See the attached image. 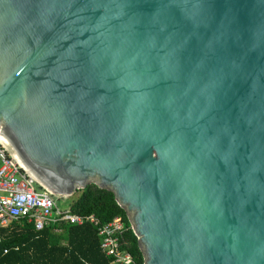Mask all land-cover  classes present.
Returning a JSON list of instances; mask_svg holds the SVG:
<instances>
[{
    "label": "water",
    "instance_id": "obj_1",
    "mask_svg": "<svg viewBox=\"0 0 264 264\" xmlns=\"http://www.w3.org/2000/svg\"><path fill=\"white\" fill-rule=\"evenodd\" d=\"M0 133L143 264H264V0H0Z\"/></svg>",
    "mask_w": 264,
    "mask_h": 264
},
{
    "label": "trees",
    "instance_id": "obj_2",
    "mask_svg": "<svg viewBox=\"0 0 264 264\" xmlns=\"http://www.w3.org/2000/svg\"><path fill=\"white\" fill-rule=\"evenodd\" d=\"M72 196L69 206L73 213L93 214L101 223L120 216L126 228L122 247L135 264H143L137 238L111 191L88 184ZM0 234V264H118L101 250L97 229L88 221L81 225L57 223L40 231L34 230L31 223L13 222L0 227Z\"/></svg>",
    "mask_w": 264,
    "mask_h": 264
},
{
    "label": "built area",
    "instance_id": "obj_3",
    "mask_svg": "<svg viewBox=\"0 0 264 264\" xmlns=\"http://www.w3.org/2000/svg\"><path fill=\"white\" fill-rule=\"evenodd\" d=\"M63 198L34 177L8 138L0 133V227L25 221L40 231L57 223L81 225L88 221L96 227L100 248L112 258V263L135 264L131 254L122 247L126 228L120 216L101 223L93 214L80 215L71 212L69 205L60 206L58 201ZM1 241L0 234V244Z\"/></svg>",
    "mask_w": 264,
    "mask_h": 264
},
{
    "label": "rangeland",
    "instance_id": "obj_4",
    "mask_svg": "<svg viewBox=\"0 0 264 264\" xmlns=\"http://www.w3.org/2000/svg\"><path fill=\"white\" fill-rule=\"evenodd\" d=\"M74 196H69V197H66V198H63V199H60L61 201H58L59 202V205L60 206H63V207H67L70 203V199H73Z\"/></svg>",
    "mask_w": 264,
    "mask_h": 264
},
{
    "label": "bare ground",
    "instance_id": "obj_5",
    "mask_svg": "<svg viewBox=\"0 0 264 264\" xmlns=\"http://www.w3.org/2000/svg\"><path fill=\"white\" fill-rule=\"evenodd\" d=\"M21 158V157H20ZM22 160V159H21ZM27 166V165H26ZM28 169H30L29 167H28ZM30 171H31V173L34 175V177L36 178V179H38L44 186L46 185L47 186V184L36 174V173H34L31 169H30Z\"/></svg>",
    "mask_w": 264,
    "mask_h": 264
},
{
    "label": "crops",
    "instance_id": "obj_6",
    "mask_svg": "<svg viewBox=\"0 0 264 264\" xmlns=\"http://www.w3.org/2000/svg\"><path fill=\"white\" fill-rule=\"evenodd\" d=\"M28 223V222H27Z\"/></svg>",
    "mask_w": 264,
    "mask_h": 264
}]
</instances>
